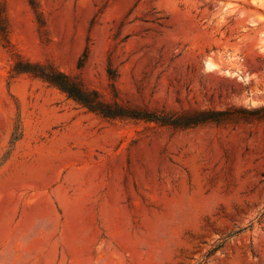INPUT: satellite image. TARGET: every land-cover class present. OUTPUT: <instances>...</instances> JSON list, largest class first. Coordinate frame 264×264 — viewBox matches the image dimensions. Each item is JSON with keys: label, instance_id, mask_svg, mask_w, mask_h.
Wrapping results in <instances>:
<instances>
[{"label": "rangeland", "instance_id": "1", "mask_svg": "<svg viewBox=\"0 0 264 264\" xmlns=\"http://www.w3.org/2000/svg\"><path fill=\"white\" fill-rule=\"evenodd\" d=\"M0 264H264V0H0Z\"/></svg>", "mask_w": 264, "mask_h": 264}, {"label": "trees", "instance_id": "2", "mask_svg": "<svg viewBox=\"0 0 264 264\" xmlns=\"http://www.w3.org/2000/svg\"><path fill=\"white\" fill-rule=\"evenodd\" d=\"M30 2L34 4L35 0H30ZM4 34V37L7 38L6 32ZM15 71L17 74L26 73L40 79L41 81L47 83L49 86L55 87L62 93L66 94L69 99L74 100L89 112L101 114L107 118H138L145 119L147 121H155L160 123L161 125H171L176 127L196 126L213 121V118L211 116L212 113L210 111H198L194 114L193 118H189V120L182 123L177 122V120L176 122L174 120L169 121L163 117L161 118L149 114L140 115L134 112H124L121 110L122 108H119L117 112H114L110 106H108L104 101L101 100V96L97 91H90L84 88L71 76L61 72L53 65L32 64L27 62L21 64V66H18Z\"/></svg>", "mask_w": 264, "mask_h": 264}]
</instances>
